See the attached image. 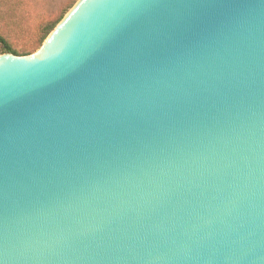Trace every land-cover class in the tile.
I'll use <instances>...</instances> for the list:
<instances>
[{
    "label": "water",
    "instance_id": "obj_1",
    "mask_svg": "<svg viewBox=\"0 0 264 264\" xmlns=\"http://www.w3.org/2000/svg\"><path fill=\"white\" fill-rule=\"evenodd\" d=\"M0 264H264V0H78L0 54Z\"/></svg>",
    "mask_w": 264,
    "mask_h": 264
},
{
    "label": "rangeland",
    "instance_id": "obj_2",
    "mask_svg": "<svg viewBox=\"0 0 264 264\" xmlns=\"http://www.w3.org/2000/svg\"><path fill=\"white\" fill-rule=\"evenodd\" d=\"M77 1L0 0V34L5 36L17 51L32 54L45 40L40 43L41 26L61 15L63 18Z\"/></svg>",
    "mask_w": 264,
    "mask_h": 264
},
{
    "label": "trees",
    "instance_id": "obj_3",
    "mask_svg": "<svg viewBox=\"0 0 264 264\" xmlns=\"http://www.w3.org/2000/svg\"><path fill=\"white\" fill-rule=\"evenodd\" d=\"M61 18H62V15L51 21L45 22L41 26L40 43L46 38V36L55 27V25L60 21ZM6 52H10L16 55H24L28 53L24 51H21V52L17 51L12 46V44L9 42V40L5 36L0 34V54L6 53Z\"/></svg>",
    "mask_w": 264,
    "mask_h": 264
}]
</instances>
